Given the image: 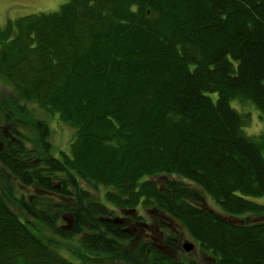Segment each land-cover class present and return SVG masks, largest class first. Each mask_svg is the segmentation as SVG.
Wrapping results in <instances>:
<instances>
[{
	"label": "trees",
	"instance_id": "obj_1",
	"mask_svg": "<svg viewBox=\"0 0 264 264\" xmlns=\"http://www.w3.org/2000/svg\"><path fill=\"white\" fill-rule=\"evenodd\" d=\"M0 85V264H264V133L231 105L264 118V0H67L0 28ZM185 233L209 260L174 258Z\"/></svg>",
	"mask_w": 264,
	"mask_h": 264
},
{
	"label": "rangeland",
	"instance_id": "obj_2",
	"mask_svg": "<svg viewBox=\"0 0 264 264\" xmlns=\"http://www.w3.org/2000/svg\"><path fill=\"white\" fill-rule=\"evenodd\" d=\"M64 1L67 0H0V28L4 27L5 24L9 21H13L17 18L26 16V15H31L33 13H48V12H54L55 10L58 9L59 5L63 4ZM11 91L4 85H0V96L8 102L6 97H2L3 95H7L10 97ZM231 105L233 107H236L240 112H245V111H250L252 114L251 121L248 122L244 128L245 133L247 135H260L261 133H264V118H261L259 116V113L257 110L251 106L249 103H237V102H232ZM34 116L37 118H40L42 120H45L48 123V126L50 128V139L53 143V153L59 154L60 151H65L68 152V147L70 145V141L73 139L72 135L74 134L73 128L71 129L70 127L66 126V124L60 122L58 119L57 114H49L42 112L39 107L35 106ZM169 175H164L160 176L157 175L155 177H151L149 179L153 180L158 186H163L166 181H169L172 177L176 180L181 179L176 176H170ZM191 190L195 192L197 195L200 196V202L204 205L206 209H208L211 212H214L216 214H221L224 215L220 206L209 196H207L205 193L201 191V189L194 185L190 184ZM93 191V190H92ZM103 191V190H101ZM102 193V192H101ZM96 196L99 198V194L95 193ZM94 194V195H95ZM93 195V196H94ZM14 211L23 219L25 216L22 214L20 210H18L14 205H12ZM140 213L145 214L147 213V222L150 224V227H153L154 229L157 230V233L161 234V241L160 244H165V241L169 234H165L167 230H163L162 228H156L155 226V220L151 219L152 214H148V211L145 212V210H142L141 207ZM145 212V213H144ZM119 216H122V212H119ZM152 222V223H150ZM176 222H173L172 227H176ZM63 225L67 228L70 229L72 223H63ZM171 228V227H170ZM169 230V229H168ZM80 235V234H79ZM137 237V236H136ZM80 237H75L72 240H65V239H60L61 246L62 248H59V252L66 258L74 260L75 255L72 254L73 246H79L80 243L79 241ZM82 240V239H81ZM189 240L194 242L186 233L183 234L182 241ZM195 243V242H194ZM170 244L169 241L167 240L166 245ZM84 248V247H83ZM165 249L171 253H173V249L169 246L165 247ZM165 250V251H166ZM210 256L207 255V253H204L200 247L195 243V249L191 252H185L181 247L178 249V253L174 254V258L176 260L181 259V260H194L195 262H203L204 260H209ZM93 264V263H89Z\"/></svg>",
	"mask_w": 264,
	"mask_h": 264
},
{
	"label": "flooded vegetation",
	"instance_id": "obj_3",
	"mask_svg": "<svg viewBox=\"0 0 264 264\" xmlns=\"http://www.w3.org/2000/svg\"><path fill=\"white\" fill-rule=\"evenodd\" d=\"M122 220H125V218H127V216L124 217H120ZM125 222L127 223L128 226H126L129 229H132V231L134 232L135 230H137L138 226L140 227L141 233L143 234L142 236L146 239H148L151 243H153L155 246H157L160 250L165 251V247H167L168 245L165 244H160L161 241V236L162 233L159 234L157 233V230L154 229L153 227H150V225L146 223H141L139 221H134L131 217H128V220H125ZM157 222L161 223L162 226H166V224H168L165 220L164 217L162 215H160V220H157ZM158 227V226H157ZM163 228V227H160ZM175 230L178 229V227H174ZM159 229V228H158ZM152 230V231H151ZM164 230V228H163ZM131 231V232H132ZM165 231V230H164ZM132 232V234H133ZM165 234H168V232L166 231ZM139 238V237H138ZM165 243H167V239L165 241ZM166 252V251H165ZM168 253H171L168 251ZM172 254V253H171Z\"/></svg>",
	"mask_w": 264,
	"mask_h": 264
},
{
	"label": "water",
	"instance_id": "obj_4",
	"mask_svg": "<svg viewBox=\"0 0 264 264\" xmlns=\"http://www.w3.org/2000/svg\"><path fill=\"white\" fill-rule=\"evenodd\" d=\"M182 248L184 251L190 252L194 248V244L192 242L185 241L182 245Z\"/></svg>",
	"mask_w": 264,
	"mask_h": 264
},
{
	"label": "bare ground",
	"instance_id": "obj_5",
	"mask_svg": "<svg viewBox=\"0 0 264 264\" xmlns=\"http://www.w3.org/2000/svg\"><path fill=\"white\" fill-rule=\"evenodd\" d=\"M195 249V246H194V248L192 249V251Z\"/></svg>",
	"mask_w": 264,
	"mask_h": 264
}]
</instances>
